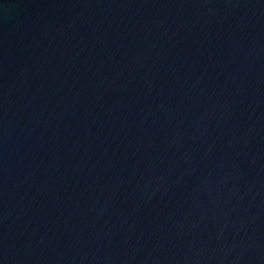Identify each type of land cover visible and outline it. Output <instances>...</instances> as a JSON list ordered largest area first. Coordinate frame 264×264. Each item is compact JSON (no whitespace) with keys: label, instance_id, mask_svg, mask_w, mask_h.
I'll list each match as a JSON object with an SVG mask.
<instances>
[{"label":"water","instance_id":"95a60500","mask_svg":"<svg viewBox=\"0 0 264 264\" xmlns=\"http://www.w3.org/2000/svg\"><path fill=\"white\" fill-rule=\"evenodd\" d=\"M0 264H264V0H0Z\"/></svg>","mask_w":264,"mask_h":264}]
</instances>
